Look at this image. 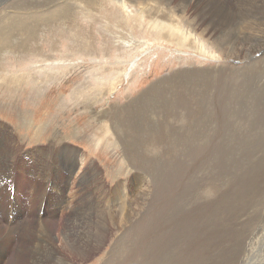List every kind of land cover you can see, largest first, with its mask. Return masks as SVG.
<instances>
[{
	"label": "rangeland",
	"instance_id": "rangeland-1",
	"mask_svg": "<svg viewBox=\"0 0 264 264\" xmlns=\"http://www.w3.org/2000/svg\"><path fill=\"white\" fill-rule=\"evenodd\" d=\"M119 1L0 0V264L264 262V0Z\"/></svg>",
	"mask_w": 264,
	"mask_h": 264
},
{
	"label": "bare ground",
	"instance_id": "bare-ground-1",
	"mask_svg": "<svg viewBox=\"0 0 264 264\" xmlns=\"http://www.w3.org/2000/svg\"><path fill=\"white\" fill-rule=\"evenodd\" d=\"M116 2H118L119 3V5H120V7H122L123 8V6H122V4L120 3V1L119 0H115ZM122 1V0H121ZM146 1H150V0H137V1H134V0H129V2L130 3H135V4H137V2H140V4H144ZM251 1V0H250ZM257 1V0H256ZM205 2V1H204ZM235 2V1H234ZM237 2V1H236ZM249 2V1H248ZM148 2H146L145 4L146 5H148L149 6V4H147ZM201 3V2H200ZM238 3H240V2H238ZM253 3V2H252ZM169 4V3H168ZM249 4V3H248ZM219 3L215 6V7H213V8H215V10H210V13H213V14H216V16L218 15V17H220V16H222V15H224V10H222L221 9V7H219ZM240 5V4H239ZM242 5H243V3H242ZM172 6V5H171ZM209 6V5H208ZM234 6V5H233ZM235 7H237V6H235ZM253 7V6H252ZM124 9V8H123ZM248 9V8H247ZM139 10H142V9H139ZM235 10V9H234ZM237 10V9H236ZM255 12H264V2L263 1H261V2H257L256 3V5H255ZM169 14H171L173 17H171L169 14H167L166 12V14L169 16V20H170V23L169 24H165V23H163V22H157L154 26H150L151 27V29H153L154 31H155V33L156 34H158V35H160L161 37H163V38H165V39H167V40H169V41H172V42H174L176 45H178V46H184V44L188 41V40H190V38H189V35L190 34H193L194 32H195V26H194V24L193 23H191V22H187V24H189V25H187L186 24V27H183L182 25H180V23L178 24V23H173V20H175V11H174V9H172V8H167V10H166ZM197 11V10H196ZM228 11V10H227ZM240 11V10H239ZM252 11V10H251ZM204 12V11H203ZM230 12V11H229ZM253 12V11H252ZM251 12V13H252ZM209 13V12H208ZM228 13V12H227ZM182 14V13H181ZM201 14V13H200ZM231 14V13H230ZM236 14V13H235ZM238 14V13H237ZM245 14H247V13H245ZM263 14V13H262ZM129 16V15H128ZM232 16V15H231ZM257 16V15H256ZM184 17V16H183ZM182 17V18H183ZM186 17V16H185ZM184 17V18H185ZM197 17H199V16H197ZM206 17V16H205ZM227 17H229V15L227 16ZM233 17V16H232ZM179 18V17H178ZM181 18V19H182ZM183 18V19H184ZM189 18V17H188ZM187 18V19H188ZM216 18V17H215ZM239 18V17H238ZM257 18V17H256ZM263 18V17H262ZM177 19V18H176ZM186 19V18H185ZM224 19V18H223ZM252 19V18H251ZM180 20V19H179ZM216 20V19H215ZM185 21V20H184ZM191 21V20H190ZM204 21V20H203ZM218 21V20H217ZM254 21V20H253ZM238 22H239V20H238ZM260 22H261V20H260ZM182 23V22H181ZM220 23V22H219ZM240 24H241V22H239ZM214 24V23H213ZM221 24V23H220ZM223 24H224V22H223ZM238 24V23H237ZM254 24V23H253ZM253 24H251V25H253ZM217 25V24H216ZM259 25H260V23H259ZM221 26V25H220ZM245 26V25H244ZM248 26H250V24L248 25ZM256 26V25H255ZM254 26V27H255ZM253 27V26H252ZM186 28V29H185ZM198 28V27H197ZM221 28V27H220ZM256 28V27H255ZM258 28V27H257ZM254 29V28H253ZM207 30V29H206ZM251 30H252V28H251ZM257 31V30H256ZM261 32H263V31H261ZM256 34V33H255ZM167 35V36H166ZM250 35V34H249ZM197 36H199V35H197ZM255 37L257 36V35H254ZM172 37V38H171ZM191 37V36H190ZM192 37H194V34H193V36ZM191 37V39L193 40V38ZM263 37V36H262ZM245 38V37H244ZM249 38H251V37H249ZM258 38V37H257ZM197 39V38H196ZM238 39V38H237ZM192 40H191V43H192ZM251 40H253V39H251ZM195 42V41H194ZM190 43V44H191ZM126 44L128 45V46H132V45H134V42H133V40H131V41H126ZM142 44V43H141ZM192 45V44H191ZM188 46V45H187ZM192 47V46H191ZM255 48V47H254ZM94 119V118H93ZM109 123V122H108ZM103 126H104V124H102ZM106 125V124H105ZM67 147V146H66ZM68 148V147H67ZM63 149V148H62ZM69 149V148H68ZM75 162H76V160H74ZM77 163V162H76ZM46 167V166H45ZM98 182V181H97ZM10 188V187H9ZM118 211V210H117ZM110 212V211H109ZM124 212V211H123ZM100 213V212H99ZM12 219V218H11ZM84 221V220H83ZM89 221V220H88ZM92 222V221H91ZM123 223V222H122ZM38 224V223H37ZM124 224V223H123ZM29 225V224H28ZM47 225V224H46ZM263 230V229H262ZM17 231V230H16ZM99 233H100V231H99ZM90 234H92V233H90ZM94 234V233H93ZM103 234V233H102ZM259 234V233H258ZM100 235H101V233H100ZM100 235H99V237H100ZM262 235V234H261ZM98 237V238H99ZM261 237V236H260ZM259 237V238H260ZM263 237H264V235H263ZM94 241H96V243H97V236H96V234H95V236H94ZM260 241V240H259ZM99 242H101V239L99 240ZM98 242V243H99ZM262 242V241H261ZM263 243V242H262ZM65 244V243H64ZM257 244H258V241H257ZM81 248V247H80ZM259 248V247H258ZM261 248V247H260ZM85 250V249H84ZM263 251H264V249H263ZM259 254V253H258ZM261 254H263V253H261ZM57 256V255H56ZM247 258V257H246ZM259 258V257H258ZM61 258H59V260H60ZM64 259V258H63ZM248 261V260H247ZM243 264H246L245 262L243 263ZM259 264H264V262H260Z\"/></svg>",
	"mask_w": 264,
	"mask_h": 264
},
{
	"label": "crops",
	"instance_id": "crops-1",
	"mask_svg": "<svg viewBox=\"0 0 264 264\" xmlns=\"http://www.w3.org/2000/svg\"><path fill=\"white\" fill-rule=\"evenodd\" d=\"M43 179H46L45 177L43 178ZM42 180V179H41ZM11 183H13V184H15V181L14 180H12V181H10ZM33 182V181H32ZM1 184V183H0ZM12 184V185H13ZM11 186V185H10ZM32 192L34 191L33 189L31 190ZM58 192H60V193H64L63 191H61V190H57V191H55V193H52V194H54V195H56ZM7 194H9L10 195V193H7ZM10 198V197H9ZM19 214H20V209H19V212H18ZM18 213H17V215H13V220L12 221H15V218L18 216ZM1 214H3V216H5V219H6V221H8V217L7 216H9V214L8 213H6L5 212V209H3V208H1ZM46 219H45V221L44 222H42V223H40V225H42V224H44V226L46 225ZM29 224V222L28 221H23V224L22 225H26V226H30V225H28ZM35 225H39V224H35Z\"/></svg>",
	"mask_w": 264,
	"mask_h": 264
}]
</instances>
